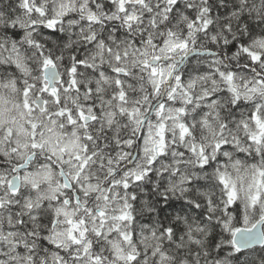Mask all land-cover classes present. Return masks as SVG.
Masks as SVG:
<instances>
[{"label":"snow or ice","instance_id":"6c2138e0","mask_svg":"<svg viewBox=\"0 0 264 264\" xmlns=\"http://www.w3.org/2000/svg\"><path fill=\"white\" fill-rule=\"evenodd\" d=\"M0 264H264V0H0Z\"/></svg>","mask_w":264,"mask_h":264}]
</instances>
